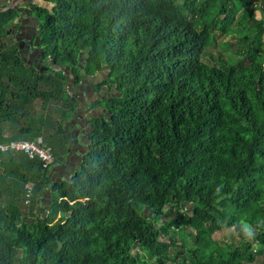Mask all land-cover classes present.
<instances>
[{
	"label": "trees",
	"instance_id": "obj_1",
	"mask_svg": "<svg viewBox=\"0 0 264 264\" xmlns=\"http://www.w3.org/2000/svg\"><path fill=\"white\" fill-rule=\"evenodd\" d=\"M4 1L0 143L43 138L64 156L74 109L66 76L108 69L103 85L114 92L94 105L108 117L89 121L90 151L70 181L53 183L21 154L0 155V264L264 256V0ZM21 12L38 20L46 69L19 56L10 30Z\"/></svg>",
	"mask_w": 264,
	"mask_h": 264
},
{
	"label": "flooded vegetation",
	"instance_id": "obj_2",
	"mask_svg": "<svg viewBox=\"0 0 264 264\" xmlns=\"http://www.w3.org/2000/svg\"><path fill=\"white\" fill-rule=\"evenodd\" d=\"M21 3L24 5L36 4L35 2L29 4V0H21ZM17 9L26 8H21V5H18ZM20 15L21 18L13 25L10 32L16 41L22 62L38 70L43 69L46 65L51 66V58L45 57L44 53L40 56V48L33 46L37 34H39V24L36 27L33 20L36 18L25 12H21ZM103 72L104 70L99 73L102 74ZM106 80L107 78L100 83L96 77L95 81H90L88 77L86 79L72 77L71 84L73 88L69 93V98L74 104V109L69 120L65 122V131L68 138L67 150L66 154L57 158L53 166L48 170V173L52 172L49 176H51L50 178L52 179L50 180L53 183L63 182L64 180L70 181L77 171L81 169L85 161L84 158L90 151L91 140L89 139V134L92 132V128L89 121L94 119L102 121L108 117V112L104 106H94L98 100L106 99L107 94L113 95L114 86L111 85V82L108 81L107 84L103 85ZM84 103H88V105L85 106ZM98 108H102L105 112H99Z\"/></svg>",
	"mask_w": 264,
	"mask_h": 264
},
{
	"label": "built area",
	"instance_id": "obj_3",
	"mask_svg": "<svg viewBox=\"0 0 264 264\" xmlns=\"http://www.w3.org/2000/svg\"><path fill=\"white\" fill-rule=\"evenodd\" d=\"M16 153L25 156L28 160H37L40 162L43 169H50L55 163L56 157L43 138H36L34 140H19V141H10L7 143H0V155ZM1 162V157H0ZM31 196V186H27V192L25 195L26 201Z\"/></svg>",
	"mask_w": 264,
	"mask_h": 264
},
{
	"label": "water",
	"instance_id": "obj_4",
	"mask_svg": "<svg viewBox=\"0 0 264 264\" xmlns=\"http://www.w3.org/2000/svg\"><path fill=\"white\" fill-rule=\"evenodd\" d=\"M36 5H37L38 7L40 6L39 4H36ZM17 7H18V4L16 3L15 5H11L10 7H8V9H16ZM33 20H34V22H35V26L37 27V26H38L37 20H36V19H33ZM39 37H40V34H37V38L35 39L34 44H33V46H34L35 48H38V47H39ZM39 55H40V56L43 55L42 49H39ZM19 56H20V55H19ZM46 64H47V63H46ZM47 67H49V66L46 65V67H44L43 69H46ZM104 73H105L106 75H108L109 70H108V69H107V70H104ZM100 75H101L100 73H97L95 76L88 77V79H89L90 81H95V77H96V78H99ZM65 79H66L65 88L67 89L68 94H69L70 91H71L72 88H73V87H72V84H71L72 75H71V74H68V75L66 76ZM99 82L101 83L102 80H101V81L99 80ZM104 89H105V88H104ZM104 89H103V90H104ZM111 96H112V95L107 94L106 99L108 100ZM116 96H119V93H118ZM84 105L87 106L88 103H84ZM97 110H98L99 112H101V113L105 112V110H103L102 108H98ZM51 173H52V172H51ZM51 173H49V175H51ZM45 195H46L47 198L50 197L49 192H46ZM43 199H44V198H42V200H43ZM181 206H184V203H181ZM189 208H191V206H188V209H189ZM144 212L147 213V212H148V208H145ZM66 217H70V213H68ZM60 248H61V244H58L57 251H58Z\"/></svg>",
	"mask_w": 264,
	"mask_h": 264
},
{
	"label": "rangeland",
	"instance_id": "obj_5",
	"mask_svg": "<svg viewBox=\"0 0 264 264\" xmlns=\"http://www.w3.org/2000/svg\"><path fill=\"white\" fill-rule=\"evenodd\" d=\"M12 1V4L11 5H15L16 3L18 4V5H21V8H29V6L28 5H24L23 3H21V0H5L4 1V3H9V2H11ZM33 2H35L36 4H42V5H45L44 3H43V1L42 0H29V4H32ZM257 17H258V19H261V15H260V13H258L257 12V15H256ZM210 51L212 52V53H216V52H218L219 51V49H218V47L216 46V47H214V48H211L210 49ZM107 75L103 72L101 75H100V77L98 78V81L100 80H102V82L107 78L106 77ZM24 207V206H23ZM183 212V211H182ZM226 233V231H223V232H220L218 235H217V238L218 237H221V236H223L224 234ZM171 236L172 237H174V238H176V240H178V242L179 241H183V242H186V243H189V241L187 240V239H185L183 236H182V234L181 233H177V234H171ZM255 264H264V256H259V257H257V260H256V262H255Z\"/></svg>",
	"mask_w": 264,
	"mask_h": 264
},
{
	"label": "crops",
	"instance_id": "obj_6",
	"mask_svg": "<svg viewBox=\"0 0 264 264\" xmlns=\"http://www.w3.org/2000/svg\"><path fill=\"white\" fill-rule=\"evenodd\" d=\"M59 183H61V181H59ZM30 185V184H29ZM31 187H32V185H30ZM42 198H44L43 200H42V202H43V204H44V208L46 209V207H47V205L49 204V198H47L46 197V195L44 194V196L42 197Z\"/></svg>",
	"mask_w": 264,
	"mask_h": 264
},
{
	"label": "clouds",
	"instance_id": "obj_7",
	"mask_svg": "<svg viewBox=\"0 0 264 264\" xmlns=\"http://www.w3.org/2000/svg\"><path fill=\"white\" fill-rule=\"evenodd\" d=\"M48 170H50V169H48Z\"/></svg>",
	"mask_w": 264,
	"mask_h": 264
}]
</instances>
